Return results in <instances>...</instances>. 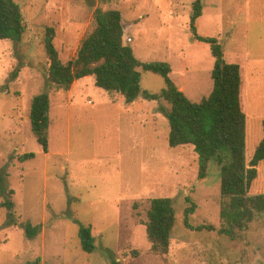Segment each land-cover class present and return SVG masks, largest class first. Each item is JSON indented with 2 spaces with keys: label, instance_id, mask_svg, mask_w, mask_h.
<instances>
[{
  "label": "rangeland",
  "instance_id": "1",
  "mask_svg": "<svg viewBox=\"0 0 264 264\" xmlns=\"http://www.w3.org/2000/svg\"><path fill=\"white\" fill-rule=\"evenodd\" d=\"M15 1L26 32L19 43L0 41V171L15 203L12 216L0 194V264L39 258L38 264H264V213L236 238L221 232V168L212 160L199 178L194 146H170V123L158 101L140 96L127 103L96 86L93 76L70 90L46 89V29L55 28L66 63L94 28L95 9L103 7L123 13L124 40L138 60L168 63L175 84L201 101L213 89L215 58L211 45L191 31L195 0ZM196 24L202 36L218 39L228 62L241 66L251 161L264 137V0H204ZM139 70L144 90L166 87L161 75ZM45 91L51 98L47 153L30 120L32 98ZM27 153L36 156L22 159ZM258 170L251 195L264 194V162ZM160 197L172 198L177 212L167 255L152 251L144 224L150 200ZM191 204L195 211L186 217ZM27 223L41 227L34 238L26 235ZM81 225L92 227L93 253L81 246Z\"/></svg>",
  "mask_w": 264,
  "mask_h": 264
},
{
  "label": "trees",
  "instance_id": "2",
  "mask_svg": "<svg viewBox=\"0 0 264 264\" xmlns=\"http://www.w3.org/2000/svg\"><path fill=\"white\" fill-rule=\"evenodd\" d=\"M204 0H195L191 16V31L195 39L209 43L215 64L211 72L213 89L201 101H193L175 84L172 68L166 62H141L131 45L125 43L123 13L117 9L97 7L94 11V28L82 39L77 55L64 63L55 45L56 31L48 27L45 35V51L49 61L46 89L55 86L70 90L73 84L85 77L93 76L96 86L123 95L127 103L143 96L159 102V111L170 123L169 144L194 146L199 157V178L208 175L210 162L214 160L221 168L220 216L225 227L221 232L236 238L238 233L249 228L257 214L264 213V194L251 195L250 190L258 178V166L264 162V137L248 161L247 115L242 104L243 77L241 66L225 58L223 46L215 37L202 36L197 20L203 14ZM26 32L24 14L15 0H0V41H22ZM22 65L11 74L18 78ZM161 75L166 87L160 92H150L142 87L139 69ZM166 102L168 105H166ZM51 98L48 91L35 95L31 101L30 120L33 133L44 151L48 152ZM264 132V122H263ZM1 152V140H0ZM27 153L22 159L34 158ZM4 192V193H3ZM0 194H6L2 207L11 211L15 203L11 198L14 190L9 188L7 174L0 171ZM195 205L186 210V217L193 214ZM14 218L9 224H15ZM177 223L174 200L170 197L153 198L147 211L146 232L152 251L167 255L173 230ZM199 229H214L200 226ZM40 226L26 224V235L34 238ZM79 237L83 250L93 253L96 239L91 226L81 225ZM40 258L36 264L40 262ZM114 264H120L116 261Z\"/></svg>",
  "mask_w": 264,
  "mask_h": 264
},
{
  "label": "crops",
  "instance_id": "3",
  "mask_svg": "<svg viewBox=\"0 0 264 264\" xmlns=\"http://www.w3.org/2000/svg\"><path fill=\"white\" fill-rule=\"evenodd\" d=\"M77 82V81H76ZM74 85V84H73Z\"/></svg>",
  "mask_w": 264,
  "mask_h": 264
}]
</instances>
